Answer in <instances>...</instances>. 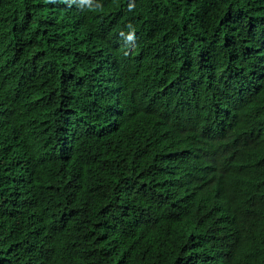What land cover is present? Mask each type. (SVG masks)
I'll return each instance as SVG.
<instances>
[{"label":"trees","instance_id":"1","mask_svg":"<svg viewBox=\"0 0 264 264\" xmlns=\"http://www.w3.org/2000/svg\"><path fill=\"white\" fill-rule=\"evenodd\" d=\"M0 264H264V0H0Z\"/></svg>","mask_w":264,"mask_h":264},{"label":"bare ground","instance_id":"2","mask_svg":"<svg viewBox=\"0 0 264 264\" xmlns=\"http://www.w3.org/2000/svg\"><path fill=\"white\" fill-rule=\"evenodd\" d=\"M205 193V192H204Z\"/></svg>","mask_w":264,"mask_h":264}]
</instances>
